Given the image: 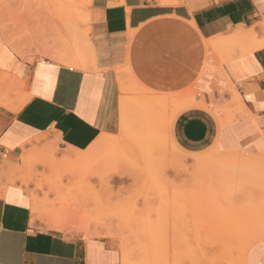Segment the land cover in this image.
<instances>
[{
	"label": "crops",
	"instance_id": "0c3cea01",
	"mask_svg": "<svg viewBox=\"0 0 264 264\" xmlns=\"http://www.w3.org/2000/svg\"><path fill=\"white\" fill-rule=\"evenodd\" d=\"M69 2L0 0V156L14 163L40 138L73 154L118 135L122 71L151 97L194 95L171 129L183 152L264 154V48L223 60L217 49L264 22V0H92L82 33L42 16ZM231 101L239 115L223 119L215 103ZM1 176L0 264H121L108 239L34 226L29 196Z\"/></svg>",
	"mask_w": 264,
	"mask_h": 264
},
{
	"label": "rangeland",
	"instance_id": "374dc122",
	"mask_svg": "<svg viewBox=\"0 0 264 264\" xmlns=\"http://www.w3.org/2000/svg\"><path fill=\"white\" fill-rule=\"evenodd\" d=\"M91 1L70 0L71 8L49 7L42 10V16L61 24L73 18L82 33L80 27L89 24ZM259 24L252 27L259 31ZM57 29L58 25L52 22L47 32L54 33ZM25 33L19 32L16 38L24 37ZM63 39L60 40L62 49L71 42L70 39ZM261 39H264V34ZM83 45L86 46V42ZM81 48L82 44L80 52ZM231 51L219 53V57L222 59L232 54ZM144 92L140 90L131 96L132 102L142 97L148 99L146 102H152L148 106L142 105L143 112H135L133 134L129 135L131 138H124L129 145L111 154H100L99 159L82 165L75 174L62 180L56 191L45 180L42 181L46 177L48 179L51 173L42 165L29 170L40 180V188L36 180L27 186L20 181L21 178L26 179L24 174L27 173L18 169H23L25 164L27 166L22 159L31 147L29 161L32 158L38 161L39 156L44 155V148L48 147L54 149V158L65 155V150L56 143H45V140L31 142L14 163L0 156V177L4 173L8 184L17 185L29 196L31 203V195L36 197L38 215H32L34 226L58 230L67 236L108 239L119 250L121 259L125 252L128 264H264L263 172L255 168L202 165L208 155L214 154L215 148L197 155L187 154L171 137L176 116L196 106L194 95L188 92L185 97L179 98L181 95L163 97L158 94L150 99V94L145 92L144 96ZM174 101L177 102L171 105ZM231 104L232 101L225 102L220 107L218 102L215 103L223 119L228 115L233 118L239 115ZM121 137L120 133L116 136L117 139ZM239 154L253 156L252 159L264 164V154ZM114 170L119 175L112 174ZM111 174L113 177L107 179ZM44 201L49 204L45 215L57 221L55 226L44 217L42 222L38 220L37 216H42L46 209ZM245 245L247 250H243Z\"/></svg>",
	"mask_w": 264,
	"mask_h": 264
},
{
	"label": "bare ground",
	"instance_id": "6f19581e",
	"mask_svg": "<svg viewBox=\"0 0 264 264\" xmlns=\"http://www.w3.org/2000/svg\"><path fill=\"white\" fill-rule=\"evenodd\" d=\"M258 26L260 27L259 31L257 29H255V27L254 28L252 27V28H250L248 30H239L233 36L228 37L226 39L219 40V42H218V48H217L218 49V52L220 54L221 53L222 54H225V52H227L229 49L230 50L236 49L240 54H243V53H246V52H251V51H254V50H258V49L264 48V39H261V35L264 34V22L260 23ZM63 40H65V39H63ZM63 40H62V42H63ZM67 47H69V45H67ZM75 51H76V49H75ZM214 51H215V49H214ZM18 52H20V50H18ZM223 59H226V56L223 57L222 60ZM71 65L74 66V67H76V68H82V69L84 68V66H79L78 64H74V63H72ZM118 80H119V85H120V106H119L120 107V116H119V132H118V134L120 133L122 135V137H121L122 139H117L116 136H118V135H116V136H104V137L100 138L99 140H97L87 150H85L83 152H75L73 154H65V155L59 157L58 159L53 157V154L52 153H53V150L54 149L53 150L52 149H48L49 147L48 148H44L45 149L44 155H42V156L40 155L39 156L40 158H39L38 161H34L33 158H32V160L29 161L28 160V157H30V155H31L32 152H31V150L30 151H25L27 153V155L26 154L23 155L24 158L22 159V161L24 162V164L26 162L27 163V166H26V164L25 165L23 164L25 167L23 165L22 166L25 169L24 168L23 169L22 168L18 169L19 171H22V172L27 173V174H24L25 177L27 176L26 179H24V178H21L20 179V181L23 182V184L25 186H27L28 183H30L32 181L35 182V180H36L37 183L40 181V180L36 179L37 177H35L32 172H29V170L30 169L32 170L33 168H35V167H37L39 165H42L44 167L49 168V170L51 172V173L49 172L50 173L49 178L47 179V177H46V179H42V181L45 180L44 182H46L48 184V186H50V188L52 190L56 191L58 189V187L60 186L61 181L64 180V179H67L68 176H70L72 174H75V172L80 167H82V165L84 166V165H86V164H88L90 162H93L95 159L96 160L99 159L100 156L103 155V154H107V153L111 154V153L117 152V150H119L123 146L129 145V144L126 143L127 142L126 139L131 138L129 135H132L133 134V132H132V127H133L132 124L134 122H132V120H135L134 119L135 118V115H136L135 112H137L139 110L143 112V110H141V108H143L142 105L145 104V105L148 106L150 104V102H152V101L150 100V102L149 101L146 102V100H148V99L146 97H145L146 99L142 97V99L139 100L137 98L134 102H132L133 100L131 99V96L133 94H137L140 91L141 88L139 86H137V83L133 82L131 80V78L129 77V75L125 74L123 71L118 73ZM138 87L140 89H138ZM140 93H142V92H140ZM143 94L145 96V92ZM150 99H151V96H150ZM171 101H169V102H171ZM176 102L177 101H174L173 103H170V104L172 105V104H174ZM167 103L168 102H166V104ZM167 105H169V104H167ZM150 111H151V108H150ZM167 112H169V111H167ZM151 133H153V132H151ZM125 137H126V139L124 140ZM142 137H144V136H142ZM152 137H154V136H152ZM41 140H43V138L38 139L37 140V143H39V141H41ZM149 144H151V143H149ZM153 147H155V146L153 145ZM175 150H176V148L174 149V151ZM175 157H177V156H175ZM252 157L253 156H250V155L248 156V155L239 154V152L238 153H220V152H217L216 150H214V154H212L210 156L208 155V158L202 162V165L205 164V165H208L210 167H216V168H233V169H236V168H239V169L255 168V169H258L259 171L263 172V174H264V164L261 161H257V160L252 159ZM15 170L16 169H14L13 171H15ZM58 170H60V171L58 172ZM112 174L119 175V172H117V171L114 170L112 172ZM112 174L110 176H108L107 179H110L111 177H113ZM105 181L107 182V180H105ZM35 186H37V185L35 184ZM38 188H40V184L39 183H38ZM31 196H32V198H31V200H32V215H38L37 209L35 208V204L37 203L36 197L33 196V195H31ZM37 198H38V201H39L40 200L39 197H37ZM43 206L46 209H44V207H40V209H44L43 210L44 214H42V216H37L38 217V220H41V222H42L43 217H44V219H47L49 221V224L50 225H54L55 226L57 224V221L54 220L53 218H51L50 216L45 215V213H47V210H49L48 209L49 204L46 203V201H44L43 202ZM57 228L59 229L60 227H57ZM172 231H173V229H172ZM171 234H172V232H171ZM240 234H242V233H240ZM178 236H176V237H178ZM166 238H168V237H166ZM173 238H171V240ZM171 242L173 243L174 241H171ZM179 243H181V242L179 241ZM174 244H176V243H174ZM185 244H187V243H185ZM167 245H169V244H167ZM174 247H175V245H174ZM247 247L248 246L245 245L243 247V250H247ZM178 251H179V249H178ZM123 253H124V255L122 254V257L124 256L123 257L124 261H123V259H121V261H122L121 264H128L127 263L128 260H126V254H125V252H123ZM176 255H177V253H176ZM176 255H174V256H176ZM207 264H213V263L212 262H209Z\"/></svg>",
	"mask_w": 264,
	"mask_h": 264
}]
</instances>
